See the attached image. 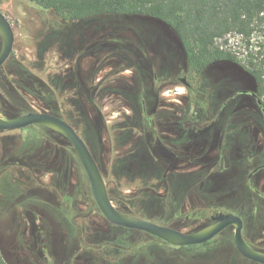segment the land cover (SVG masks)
<instances>
[{
    "label": "rangeland",
    "instance_id": "rangeland-1",
    "mask_svg": "<svg viewBox=\"0 0 264 264\" xmlns=\"http://www.w3.org/2000/svg\"><path fill=\"white\" fill-rule=\"evenodd\" d=\"M0 9L15 31L0 69L2 115H57L51 94L82 97L121 211L194 232L209 227L212 214L236 206L247 216L256 207L254 222L248 218L264 252V112L241 62L197 74L171 29L146 17L63 23L30 0H0ZM227 38L243 58L242 37ZM233 234L231 226L206 243L173 246L116 226L64 135L38 124L0 130V247L9 264H255Z\"/></svg>",
    "mask_w": 264,
    "mask_h": 264
},
{
    "label": "trees",
    "instance_id": "trees-1",
    "mask_svg": "<svg viewBox=\"0 0 264 264\" xmlns=\"http://www.w3.org/2000/svg\"><path fill=\"white\" fill-rule=\"evenodd\" d=\"M30 1L63 23L103 16H136L159 21L169 27L176 36L189 70L201 74L220 61L241 62L255 81L256 86L252 95L259 107L262 110L264 108V0ZM232 33L242 37L243 58H240L238 51L229 45L227 37ZM255 34L260 37L257 42H253ZM221 41L223 43H220ZM58 78V87H66L64 77ZM76 80L79 88L86 89L85 82L80 76ZM57 95L51 94L49 103L51 109L70 122L78 132L80 131L96 157L100 152L98 150L99 145L101 146V131L96 129L88 115L82 97L70 99L65 98L63 94ZM88 98L96 105L95 96ZM129 105L132 106L131 103ZM98 163L100 165L99 161ZM194 175L195 173H191L189 176ZM109 191L115 201L112 189ZM226 211L244 218L240 207H230ZM0 264H9L2 254L1 247Z\"/></svg>",
    "mask_w": 264,
    "mask_h": 264
},
{
    "label": "water",
    "instance_id": "water-1",
    "mask_svg": "<svg viewBox=\"0 0 264 264\" xmlns=\"http://www.w3.org/2000/svg\"><path fill=\"white\" fill-rule=\"evenodd\" d=\"M0 36L3 43L0 50L1 69L11 56L15 44L13 25L1 9ZM181 81L186 86L189 85L187 78L183 77ZM33 124L49 127L53 130H57L55 128H58L57 131L64 135L73 146L87 173L95 201L103 215L112 224L145 231L173 246L203 244L213 239L227 227L234 226L233 240L237 249L244 256L264 264V253L251 247L244 238V221L240 215L219 212L211 216L214 223L209 227L194 232H184L172 226L124 213L111 198L103 171L89 144L70 122L54 113L40 111L28 112L15 117L0 116V130L22 129Z\"/></svg>",
    "mask_w": 264,
    "mask_h": 264
},
{
    "label": "flooded vegetation",
    "instance_id": "flooded-vegetation-1",
    "mask_svg": "<svg viewBox=\"0 0 264 264\" xmlns=\"http://www.w3.org/2000/svg\"><path fill=\"white\" fill-rule=\"evenodd\" d=\"M189 86V85H188ZM263 112H264V110H262ZM33 112V111H32ZM82 136V135H81ZM262 167H264V165H261L260 167H258V169L259 168H262ZM258 169H255L254 171H253V173L255 174L256 172H257V170ZM93 194V193H92ZM258 195L259 196H262V194L261 193H258ZM255 208L256 207H254V211H251V213L253 214H251L250 212L248 213V215L247 216H244V218H242L243 219V221H244V227H243V235H244V238H245V240L247 241V243L251 246V247H253V248H255V249H257V250H259V251H261V249L260 248H258V246H256L255 244H254V231H253V229H252V226H251V224L249 223V219L250 218H248V216H253L252 217V221L254 222V220H255V213H256V210H255ZM247 209H249V207H247ZM221 212H224V213H233V212H226V211H221ZM254 212V213H253ZM125 213V212H124ZM217 213H219V212H217ZM217 213H215V214H217ZM215 214H212V215H215ZM236 214V213H235ZM211 215V216H212ZM239 215V214H238ZM261 218L262 219H264V213L261 215ZM212 220V219H211ZM251 221V222H252ZM212 222L214 223V221L212 220ZM111 223V222H110ZM115 225V224H114ZM116 226H118V225H116ZM119 227H121V226H119ZM229 227H231V226H229ZM229 227H227L226 229H228ZM234 227V226H233ZM123 228H125V227H123ZM129 229V228H128ZM225 229V230H226ZM133 230H136V229H133ZM141 231V230H140ZM224 231V230H223ZM222 231V232H223ZM145 232V231H144ZM221 232V233H222ZM147 233V232H146ZM149 234V233H148ZM220 234V233H219ZM218 234V235H219ZM149 235H151V234H149ZM217 235V236H218ZM234 235V234H233ZM151 236H153V235H151ZM155 237V236H154ZM216 237V236H215ZM214 237V238H215ZM213 238V239H214ZM159 239V238H158ZM212 240V239H211ZM163 241V240H162ZM165 242V241H164ZM233 242H234V240H233ZM235 244V243H234ZM236 246V245H235ZM237 248V247H236ZM238 250V249H237ZM239 251V250H238ZM240 252V251H239ZM261 252H263V251H261ZM264 253V252H263ZM240 254L247 260V261H251V262H253V263H255V264H263V263H260V262H258V261H255V260H253V259H250V258H248V257H246V256H244L241 252H240Z\"/></svg>",
    "mask_w": 264,
    "mask_h": 264
},
{
    "label": "bare ground",
    "instance_id": "bare-ground-1",
    "mask_svg": "<svg viewBox=\"0 0 264 264\" xmlns=\"http://www.w3.org/2000/svg\"><path fill=\"white\" fill-rule=\"evenodd\" d=\"M2 114L0 113V116H1ZM55 129H57L58 130V128H55ZM57 130H55V131H57Z\"/></svg>",
    "mask_w": 264,
    "mask_h": 264
}]
</instances>
